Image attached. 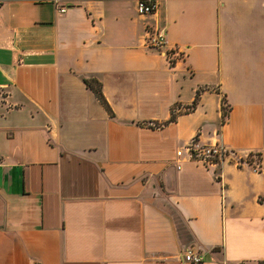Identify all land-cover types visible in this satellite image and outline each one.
Here are the masks:
<instances>
[{
	"label": "crops",
	"instance_id": "1",
	"mask_svg": "<svg viewBox=\"0 0 264 264\" xmlns=\"http://www.w3.org/2000/svg\"><path fill=\"white\" fill-rule=\"evenodd\" d=\"M154 1L0 0V264H264V0Z\"/></svg>",
	"mask_w": 264,
	"mask_h": 264
},
{
	"label": "built area",
	"instance_id": "2",
	"mask_svg": "<svg viewBox=\"0 0 264 264\" xmlns=\"http://www.w3.org/2000/svg\"><path fill=\"white\" fill-rule=\"evenodd\" d=\"M61 1L62 0H49L50 4L53 5L59 13L64 14L67 8L61 5ZM156 10L157 4L154 0H137L136 12L138 15H151L155 13ZM163 44L164 35L162 32H157L153 37H149L147 40V45L154 49H159ZM186 151L191 161L200 163L203 166L214 165L233 155V153L219 144L212 146L200 145L196 138L189 141L186 146ZM181 257L182 261L187 264H200L203 262L202 255L192 249L184 250Z\"/></svg>",
	"mask_w": 264,
	"mask_h": 264
},
{
	"label": "trees",
	"instance_id": "3",
	"mask_svg": "<svg viewBox=\"0 0 264 264\" xmlns=\"http://www.w3.org/2000/svg\"><path fill=\"white\" fill-rule=\"evenodd\" d=\"M84 82L86 86L93 92L97 100L106 108L107 106L101 94L100 84L91 80H85ZM197 97H198V93L196 94L195 100L193 101L189 109H193L195 107V105L197 104ZM223 115L226 116V109H224V107H223ZM174 120H175V116L171 115L169 122H173Z\"/></svg>",
	"mask_w": 264,
	"mask_h": 264
}]
</instances>
